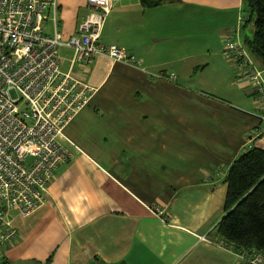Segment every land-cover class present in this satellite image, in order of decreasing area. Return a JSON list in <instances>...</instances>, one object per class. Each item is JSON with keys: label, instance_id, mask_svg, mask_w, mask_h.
Returning <instances> with one entry per match:
<instances>
[{"label": "crops", "instance_id": "obj_1", "mask_svg": "<svg viewBox=\"0 0 264 264\" xmlns=\"http://www.w3.org/2000/svg\"><path fill=\"white\" fill-rule=\"evenodd\" d=\"M88 6L59 0L65 39ZM243 17L244 0L112 1L100 43L136 61L97 54L73 66L95 92L64 128L72 158L45 204L27 217L12 213L18 238L8 264H250L217 232L232 164L264 148L263 106L225 56L234 28L245 45L253 36ZM45 23L54 35L52 12ZM60 55L70 70L73 50Z\"/></svg>", "mask_w": 264, "mask_h": 264}, {"label": "built area", "instance_id": "obj_2", "mask_svg": "<svg viewBox=\"0 0 264 264\" xmlns=\"http://www.w3.org/2000/svg\"><path fill=\"white\" fill-rule=\"evenodd\" d=\"M112 1L88 0L89 10L77 31L65 39L56 19L59 0H0V264H8L7 249L18 238L12 213L27 217L42 207L55 172L72 158L60 137L95 92L74 74L73 66L89 65L97 54L136 61L124 48L100 43ZM50 12L54 35L46 31ZM226 45V57L245 69L239 78L251 82L264 119V69L252 63L236 28ZM62 47L73 50L67 72L60 67ZM253 252L244 259L264 264V251Z\"/></svg>", "mask_w": 264, "mask_h": 264}, {"label": "trees", "instance_id": "obj_3", "mask_svg": "<svg viewBox=\"0 0 264 264\" xmlns=\"http://www.w3.org/2000/svg\"><path fill=\"white\" fill-rule=\"evenodd\" d=\"M165 0H142L154 7ZM249 12L246 24L254 20V32L245 43L252 56L264 66V0H244ZM228 184L225 214L217 232L239 250L250 253L264 251V148L252 147L232 164L226 178Z\"/></svg>", "mask_w": 264, "mask_h": 264}, {"label": "rangeland", "instance_id": "obj_4", "mask_svg": "<svg viewBox=\"0 0 264 264\" xmlns=\"http://www.w3.org/2000/svg\"><path fill=\"white\" fill-rule=\"evenodd\" d=\"M246 14L247 15H249V12L247 11V8H246ZM243 19L245 20V17H243ZM48 27H49V23H46V31H47V29H48ZM252 27H254V20L252 19L250 22H249V24H248V26H247V28H246V31H245V33L246 34H248V35H251V29H252ZM234 30V29H233ZM233 30H232V32H233ZM236 30H237V32H238V29H237V27H236ZM240 31V30H239ZM232 32L229 34V36H228V38H227V41L229 40V38L232 36ZM238 35H239V33H238ZM247 50V49H246ZM248 52H249V54L251 55L252 53H251V51L248 49ZM225 56H226V51H225ZM252 58L253 59H255L253 56H252ZM253 59H251V61H252V63L253 64H255L256 66H258V64H260V62H258V61H254ZM232 61L236 64L237 62L235 61V59H232ZM257 62H258V64H257ZM237 65V64H236ZM238 66V65H237ZM239 68H240V70L238 71V73L240 74V73H242L245 69L244 68H242V67H240V66H238ZM260 68V67H259ZM263 69V68H262ZM61 71L62 72H67L68 71V63H66L65 61H61ZM238 74V75H239ZM158 210H160V209H156V211H158ZM155 211V212H156ZM161 211V210H160ZM157 213V212H156ZM202 239H205V236H202L201 237ZM240 252L238 253V255L241 257V258H247L248 256H249V253L248 252H246V250H239ZM250 253H253V254H255L253 251H251ZM254 259H252L251 261H253ZM251 261H250V263H251Z\"/></svg>", "mask_w": 264, "mask_h": 264}]
</instances>
